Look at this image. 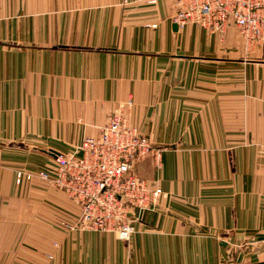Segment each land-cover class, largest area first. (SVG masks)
<instances>
[{
	"label": "crops",
	"instance_id": "1",
	"mask_svg": "<svg viewBox=\"0 0 264 264\" xmlns=\"http://www.w3.org/2000/svg\"><path fill=\"white\" fill-rule=\"evenodd\" d=\"M174 11L0 0V264H264V41L179 28ZM128 99L162 148L135 170L163 195L127 241L68 229L77 205L15 173L98 135Z\"/></svg>",
	"mask_w": 264,
	"mask_h": 264
},
{
	"label": "built area",
	"instance_id": "2",
	"mask_svg": "<svg viewBox=\"0 0 264 264\" xmlns=\"http://www.w3.org/2000/svg\"><path fill=\"white\" fill-rule=\"evenodd\" d=\"M172 1L171 19L179 28L193 24L223 36L235 27L246 45L264 41V0ZM131 106V99L119 103L98 135L83 137L69 152H51L50 163L37 171L17 170L15 182L37 178L66 194L79 209L75 221L65 224L68 229L112 233L129 240L140 213L155 208L163 195L158 185L135 170L146 156L158 160L162 148L130 121Z\"/></svg>",
	"mask_w": 264,
	"mask_h": 264
},
{
	"label": "water",
	"instance_id": "3",
	"mask_svg": "<svg viewBox=\"0 0 264 264\" xmlns=\"http://www.w3.org/2000/svg\"><path fill=\"white\" fill-rule=\"evenodd\" d=\"M50 152L54 153V151H50Z\"/></svg>",
	"mask_w": 264,
	"mask_h": 264
},
{
	"label": "rangeland",
	"instance_id": "4",
	"mask_svg": "<svg viewBox=\"0 0 264 264\" xmlns=\"http://www.w3.org/2000/svg\"><path fill=\"white\" fill-rule=\"evenodd\" d=\"M262 42H263V41H262ZM48 162H50V161H48ZM48 162H47V163H48Z\"/></svg>",
	"mask_w": 264,
	"mask_h": 264
}]
</instances>
